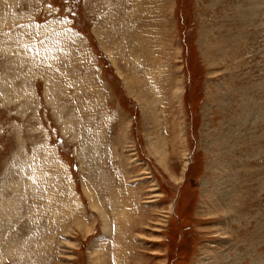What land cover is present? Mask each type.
I'll return each instance as SVG.
<instances>
[{"label": "rangeland", "instance_id": "374dc122", "mask_svg": "<svg viewBox=\"0 0 264 264\" xmlns=\"http://www.w3.org/2000/svg\"><path fill=\"white\" fill-rule=\"evenodd\" d=\"M0 264H264V0H0Z\"/></svg>", "mask_w": 264, "mask_h": 264}, {"label": "bare ground", "instance_id": "6f19581e", "mask_svg": "<svg viewBox=\"0 0 264 264\" xmlns=\"http://www.w3.org/2000/svg\"><path fill=\"white\" fill-rule=\"evenodd\" d=\"M17 94V93H16ZM8 99V98H7ZM77 137V136H76Z\"/></svg>", "mask_w": 264, "mask_h": 264}]
</instances>
